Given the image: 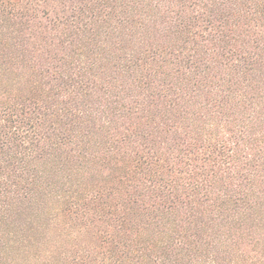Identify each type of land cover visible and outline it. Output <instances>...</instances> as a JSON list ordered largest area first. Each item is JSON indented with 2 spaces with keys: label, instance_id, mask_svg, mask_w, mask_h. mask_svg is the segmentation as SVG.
Returning a JSON list of instances; mask_svg holds the SVG:
<instances>
[{
  "label": "trees",
  "instance_id": "obj_1",
  "mask_svg": "<svg viewBox=\"0 0 264 264\" xmlns=\"http://www.w3.org/2000/svg\"><path fill=\"white\" fill-rule=\"evenodd\" d=\"M0 264H264V0H0Z\"/></svg>",
  "mask_w": 264,
  "mask_h": 264
}]
</instances>
